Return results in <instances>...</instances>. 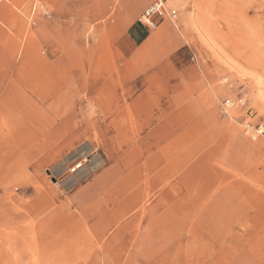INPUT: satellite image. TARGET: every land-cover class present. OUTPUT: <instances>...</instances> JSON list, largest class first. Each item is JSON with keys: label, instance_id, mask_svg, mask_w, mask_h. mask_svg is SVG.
I'll use <instances>...</instances> for the list:
<instances>
[{"label": "rangeland", "instance_id": "obj_1", "mask_svg": "<svg viewBox=\"0 0 264 264\" xmlns=\"http://www.w3.org/2000/svg\"><path fill=\"white\" fill-rule=\"evenodd\" d=\"M113 1L0 0V264H264V0ZM122 16L169 82H64Z\"/></svg>", "mask_w": 264, "mask_h": 264}, {"label": "crops", "instance_id": "obj_2", "mask_svg": "<svg viewBox=\"0 0 264 264\" xmlns=\"http://www.w3.org/2000/svg\"><path fill=\"white\" fill-rule=\"evenodd\" d=\"M124 2L126 3V0ZM91 3H92V0H67V2L62 0L61 9H62L63 14L65 15L69 12V9H70V12L74 13L75 18H78L77 9L80 7V5H83L87 13V16L84 17V20L86 18L90 20L91 19L90 17L96 18V17L105 16V15L107 16L108 12L111 13V10L107 9V6L111 8L112 4H114V1L110 0V3L105 7V11H102L101 8L94 9ZM152 3L143 7L141 16L152 5ZM126 4H124L123 7H125ZM124 12H125L124 16L126 17L127 7H125ZM88 14H91V16L89 17ZM124 16L120 18L117 17L116 22L114 24L115 26L113 27V29L108 27V29L103 31L102 39L100 38L97 43L95 44L93 43L91 47L88 48V47L80 46L77 42H75L76 40L74 41L75 48L77 49L79 53V59H77L78 65L76 67L72 66L71 58L69 57L68 52L63 48L65 57L61 61L62 65L73 67V69L71 70V74L68 75V77H65L64 82L71 83L72 77L74 81H77L76 79L79 76L78 68H80L83 65H90V67H92L91 75H90V82H91V88H93L92 83L93 84L95 83V88H96L95 95L96 96H102L100 93L101 89L103 91V87L104 88L107 87V83L109 82V79L111 78V76L112 77L114 76L115 72L113 74V68H112V66L114 65L117 67V72L119 73V75L116 74L117 75L116 77L120 79L121 83L127 81L128 79L129 80L135 79L136 77L145 76V75H150L148 79L157 78L161 81L164 80V82H169L167 78L171 76H167L165 74L168 73L169 75H171V72H173L174 69L168 68L163 71L162 64L166 63L171 53H168V55H166L165 57H161L158 60L154 59L153 64L145 68L144 71L141 70V64L138 65L140 60L142 62L144 51L147 48V46H145V42L152 35L153 29L155 28L150 27L140 22L144 28L152 32L145 35L138 42H135V41L130 42L128 40L129 38L127 39V41H124L123 36L126 34H129V32L132 31L133 28H135V23H136V20H134L132 23L130 21L127 25H125L126 19ZM86 21H83L84 22L83 24L89 23ZM165 21H166L165 19L154 17V22L157 25L156 29L162 24H164ZM77 23L80 24V20H77ZM130 39L132 40L131 37ZM118 52H120V54ZM111 71H112V74H110ZM133 76L135 77L131 78ZM64 87L66 89L67 85L65 84ZM68 89H70V87ZM148 108L149 107H145V109H148ZM146 113L149 114L150 111L148 110L146 111Z\"/></svg>", "mask_w": 264, "mask_h": 264}, {"label": "built area", "instance_id": "obj_3", "mask_svg": "<svg viewBox=\"0 0 264 264\" xmlns=\"http://www.w3.org/2000/svg\"><path fill=\"white\" fill-rule=\"evenodd\" d=\"M166 15H168L169 18H175L177 16L176 10H169V12H167L166 7H165V0H154L152 5L142 15L140 22L145 24V25H148L150 27L156 28L157 25L154 22V17H159L161 19H165ZM80 168L78 167V164H77L70 171H71V173L74 174Z\"/></svg>", "mask_w": 264, "mask_h": 264}, {"label": "bare ground", "instance_id": "obj_4", "mask_svg": "<svg viewBox=\"0 0 264 264\" xmlns=\"http://www.w3.org/2000/svg\"><path fill=\"white\" fill-rule=\"evenodd\" d=\"M173 1H174V0H170L169 3L173 4V3H174ZM166 11L169 12L167 9H166ZM176 15H177V12H176ZM166 17H169V16L166 15ZM172 19H175V18H172ZM168 22H169V21H168ZM173 24L177 26V22L175 23L174 20H173ZM82 165H83L82 163H78V167H79V168H80V167L82 168ZM83 172H84V171H83ZM72 185H73V184H72ZM69 186H70V185H69Z\"/></svg>", "mask_w": 264, "mask_h": 264}]
</instances>
